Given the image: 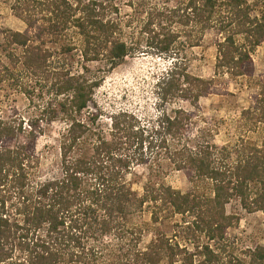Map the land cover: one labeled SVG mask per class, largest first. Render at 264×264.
<instances>
[{"label": "trees", "instance_id": "1", "mask_svg": "<svg viewBox=\"0 0 264 264\" xmlns=\"http://www.w3.org/2000/svg\"><path fill=\"white\" fill-rule=\"evenodd\" d=\"M12 11L33 34L6 32L3 46L19 51L7 58L14 56L33 76L56 73L57 103L40 114L48 110L50 121H61L64 131L57 173L37 179L39 159L18 141L31 135V128L26 131L21 118L0 116V264H264V245L242 248L226 235L238 220L226 212L231 200L248 213L264 215V149L247 145L229 164L224 149L203 139L190 147L182 140L191 120L183 109L162 112L146 125L125 111L109 117L106 128L98 125L97 114L83 121L81 114L100 80L74 74L65 63L68 69L57 71L46 48L49 42L59 43L62 54H71L77 37L83 62L102 61L108 69L146 48L176 56L178 33L165 30L177 19L191 27L189 46L215 29L223 37L217 42V68H231L237 76L264 40V9L253 17L247 0H183L156 11L161 20L154 29L155 18L145 22L140 33L148 35L144 46L124 37L113 0H15ZM172 62L158 82L161 98L179 94L193 78L179 68L177 58ZM260 100L264 104V93ZM258 112L256 122L264 120V109ZM164 154L175 170L186 172L191 190L181 193L158 175L148 178L141 192L135 190V169L160 166ZM146 207L152 224L182 218L170 236L156 234L143 248L144 227L137 218Z\"/></svg>", "mask_w": 264, "mask_h": 264}, {"label": "rangeland", "instance_id": "2", "mask_svg": "<svg viewBox=\"0 0 264 264\" xmlns=\"http://www.w3.org/2000/svg\"><path fill=\"white\" fill-rule=\"evenodd\" d=\"M113 1L118 9L116 18L121 21L124 37L128 42L144 46L148 35L140 33L145 22L149 18H155L153 28L161 20L155 15L156 11L166 6L171 9L177 7L183 0ZM262 1L259 0L256 5V0H247L251 16H260L264 9ZM14 3L15 0H0V116L9 119L21 118L25 130L30 131L31 128V135H22L18 141L31 147L29 153L40 162L37 179H45L57 173L60 162L59 136L64 131L61 121H50L48 110L45 114H40L42 108H49L57 103L54 86L56 73L33 76L27 73L14 56L7 58L11 51V55L19 51L14 47L6 49L3 46L6 32L33 34V29H29L15 17L12 11ZM162 21L165 23L164 18ZM177 21L175 19L168 24L165 30V33H178L174 42L176 56L160 55L146 48L124 59L113 69H108L102 61L84 63L79 55L81 41L77 37L73 38L77 50L71 54H62L59 43L46 44L47 50L52 54L51 67L57 68L59 72L69 68L74 74L81 73L86 78L100 80L92 100L81 114V119L88 121L91 114H97L100 116L98 125L106 128L109 117L125 111L146 125L153 124L162 112L171 114L172 111L183 109L190 114L191 120L182 140L189 142L190 147L195 145V139H203L204 142L224 149V153L229 154L224 155L229 164L238 159L240 151L242 153L247 149V145L264 149V120L255 121V115L260 113L258 110L264 109L260 100L261 93H264V40L251 51L250 61L242 67L243 74L236 76L230 67L217 68V42L223 37L215 29L205 32L197 46H189L193 40V37H189L191 27H183ZM238 40L239 45L242 41L240 37ZM176 58L179 68L193 78L188 83L184 82L183 91L179 94H166L161 98L158 95V82L172 68V61ZM63 63L68 68H64ZM238 70L240 69L237 68ZM195 79H201L202 82ZM204 89L205 92H199ZM198 94L200 96L196 99ZM219 156L217 153L212 158L216 160ZM168 158L169 155H160V166H154L153 169L146 166L136 168L134 173L139 178L137 177L138 182L134 189L141 192L146 180L152 175H158L161 181L175 190L189 192L191 185L186 172L175 170ZM147 207L137 218L144 227L141 240L143 248L156 234L170 236L174 223H179L182 218L174 216L170 220L161 219L157 224H152ZM226 212L238 217L227 230L226 235L230 241L242 248L264 245V215L261 212L244 211L236 199L226 205Z\"/></svg>", "mask_w": 264, "mask_h": 264}]
</instances>
